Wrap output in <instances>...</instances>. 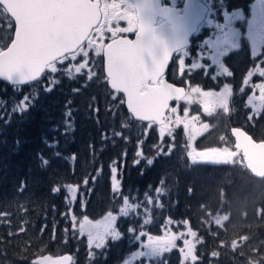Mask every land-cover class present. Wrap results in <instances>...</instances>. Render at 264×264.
I'll use <instances>...</instances> for the list:
<instances>
[{"label": "trees", "instance_id": "obj_1", "mask_svg": "<svg viewBox=\"0 0 264 264\" xmlns=\"http://www.w3.org/2000/svg\"><path fill=\"white\" fill-rule=\"evenodd\" d=\"M10 35L11 23L0 11V48ZM95 67L90 78L58 74L59 83L49 93L43 91L46 81L15 90L0 83V212L9 214L0 217V264H32L40 255L62 253L72 256L71 264H121L137 248L135 233L128 232L129 227H137L133 219H120L122 239L109 243L104 255L96 258L89 257L85 237L71 226V220L78 225L85 216L93 222L110 211L116 214L122 198H114L110 178L111 168L117 165L120 190L131 197L130 202L143 204L151 192L163 204L162 208L149 206L139 217L150 221L141 229L148 235L161 236L166 226L170 233L191 227L205 241L198 245L206 257L203 264H245L249 256H264V178L252 177L239 158L233 164H193L177 141L179 130H175L172 154L156 157L148 145L156 136L142 135L144 125L127 115L121 96L107 89L97 63ZM25 89V94L38 93L35 107L27 114H12L19 92ZM114 96L120 100L113 101ZM182 106L178 105L180 115ZM243 106L233 103L208 135L194 142L195 148L231 147L230 126H241L253 140L264 141V102L246 125ZM69 109L73 129L64 134V114ZM121 130L127 140L113 135ZM140 140H144V153L154 158L152 166L143 159L135 163ZM41 154L50 161L47 166H42ZM157 187L163 189L160 196ZM53 188L60 191L54 193ZM223 216L228 219L217 225L215 220ZM240 236L249 239L241 242ZM232 240L238 241L236 252L231 250ZM222 242L228 247H222ZM177 244L183 246L182 241ZM212 251L220 255L212 257ZM164 256L168 264H179L178 248Z\"/></svg>", "mask_w": 264, "mask_h": 264}, {"label": "snow or ice", "instance_id": "obj_2", "mask_svg": "<svg viewBox=\"0 0 264 264\" xmlns=\"http://www.w3.org/2000/svg\"><path fill=\"white\" fill-rule=\"evenodd\" d=\"M175 0H173V4ZM185 3L183 11L177 8L168 7L161 3V0H143V2L129 5L130 8H135L136 14L133 15L129 11H115L122 5L112 4L110 7L114 10L115 18L121 21H127V27L109 28L108 31L116 36L118 33H133L135 39L122 38L113 40L111 44H107L105 52V66L107 70L106 84L110 85L118 93H123L127 103V108L132 117L143 122L147 121L149 127L158 125L160 128L161 140L153 145L156 150V157L171 155L174 151L175 144L167 142L168 132L166 131L167 124L180 125L183 124L185 129L188 128V120L195 121L198 117H189V109H184V115L175 116L172 121L170 116H165L164 111L175 114L178 109L169 107V101L185 100L192 103V94L202 98L204 111L208 112V104H211L213 110L219 109L224 113L230 110V98L233 95V87L225 83L219 92L203 91L200 87L192 86L191 94L186 93L183 87H175L173 83H169L165 79V69L169 66L171 59L173 64L178 65L179 75L181 80L187 75L186 57L189 55L188 45L189 36L199 31L202 14L190 10ZM0 11L10 15L14 20L15 38L11 40V46L6 51L0 50V80L8 82L15 90V86H32L44 83L43 91L49 93L53 87L59 83L56 79V74L61 73L67 68L68 75L71 76L74 70L77 74H82L88 65V57L91 53L84 49L83 43L88 41L89 48L92 46L91 32L94 28V22L99 23V5L91 3L90 0H0ZM107 15V12L105 13ZM228 20V17H225ZM212 25V21L207 22ZM216 29L219 34L215 39H205L200 48L207 45L212 49L211 60L221 70L216 76L211 77L216 80L218 76H229L230 70L220 62V57L229 55L230 50L239 48L238 36L240 33L232 29L227 23L216 24ZM259 35L264 39V20L260 24ZM249 28L252 29V22H249ZM96 31L102 33V29L96 27ZM82 53V56H81ZM173 53H178V56H173ZM201 58L202 54H201ZM83 59V62H79ZM75 62V63H71ZM70 65V66H69ZM192 69L199 68L207 72L204 64L191 63ZM259 78L264 80V65L259 66ZM249 77L252 76L250 72ZM187 83V81H184ZM249 79L245 78L244 84L247 85ZM254 88H258L260 92V100L264 102V82L255 84ZM25 91H20L15 104L11 108V113L27 114L34 107L38 100L37 94H25ZM78 91V89H74ZM241 92L244 89H240ZM251 99V97H249ZM120 100L119 96H114L113 101ZM22 102V103H21ZM125 101H121L123 104ZM71 104V101L68 102ZM255 111V109H253ZM65 132L73 129L71 123V109L65 112ZM252 119L253 117H249ZM203 127L207 129L208 125ZM237 138L244 136L247 145L244 148V159L247 160V166L260 177H264V143L254 144L252 139L245 136L240 129H233ZM115 137H120L122 140H127L128 137L123 134V130L113 133ZM223 139V138H222ZM47 146V139H46ZM144 140H140L136 151V164L141 163V160H146L148 166L154 164V158H149L143 151ZM190 151L187 152V157L196 164V156H199L202 161H211L214 163H229L230 157L236 154L229 151L227 148L218 150L210 148L206 151L195 153L191 143L187 145ZM237 147L240 145L237 143ZM249 147L253 149L249 151ZM259 149V154L255 151ZM55 155H59L56 153ZM216 157H224L223 160H218ZM42 166H47L50 161L41 154ZM235 163V160L231 161ZM118 165L112 167L113 192L114 198L120 197L126 207L119 209L122 217L129 216V208H135L137 211L140 207L149 206L163 207L160 199L153 198L151 192H147L148 199L143 204L132 205L129 203L131 197L125 196L121 189V181L118 179ZM88 180H85V184ZM164 183V181H161ZM23 187V186H22ZM151 187V186H150ZM71 191H75L69 186ZM54 193L59 192V188H53ZM191 191V189H189ZM155 192L158 196L163 194V189L157 187ZM8 213L0 212V217L8 216ZM227 216H223L215 220L217 225L222 221L227 220ZM137 227H129V233L139 235L135 237L140 240L141 237L147 236L148 243L142 244L145 249L134 255L140 257H148L156 264H168L165 253H171L178 248L179 264H203L206 257L199 251L198 245L205 243L204 239L188 227L186 232L179 234L170 233L165 227V236L148 235L142 231L150 223L149 220H144L140 223L139 219L133 221ZM171 223V220L167 222ZM184 225H188V220L183 221ZM87 228L89 247L93 245L95 249H107L106 241L110 238L112 242H118L122 239L121 232L117 230V216L110 211L104 221H96L93 223L86 216L80 222V232L83 233ZM24 229L21 228V231ZM43 230V229H42ZM213 235H216L213 233ZM247 236H240L239 241L248 240ZM182 241L183 246L178 247L177 242ZM222 247L227 248L228 245L222 242ZM239 247L237 240H232L231 250L236 252ZM254 253L256 249L252 250ZM90 258L103 256L104 252L97 253L90 251ZM218 251H212V257H218ZM244 256V252L239 253ZM70 256L61 257L59 261H54L53 264H63L64 261H70ZM125 264H128L125 261ZM208 264H211L209 261ZM245 264H264V256L252 255L246 259Z\"/></svg>", "mask_w": 264, "mask_h": 264}, {"label": "flooded vegetation", "instance_id": "obj_3", "mask_svg": "<svg viewBox=\"0 0 264 264\" xmlns=\"http://www.w3.org/2000/svg\"><path fill=\"white\" fill-rule=\"evenodd\" d=\"M91 2H96L99 5V23L96 24L91 32V39L94 44L99 47L100 54L96 57V62L99 65L100 71L102 73V56L101 49L102 46L110 40L117 38H128L132 39L133 33H118L113 36L108 29L115 27H127V21H121L115 18L114 10L110 7L112 4L120 5L121 0H90ZM204 5L205 12L203 18L199 25V31L193 33L189 37L188 51L189 55L186 57V64H191L200 57V63L204 64L207 72L201 69H194L189 77L185 79L193 83L194 85L201 84L203 91L207 92H219L223 87V84L228 83L233 87V95L230 98V106L236 104L240 107L241 104L247 105V96L257 97L260 95L259 89L254 88L255 84L264 82L259 78L258 69L259 66L264 65V39L259 35L261 21L264 20V0H200ZM125 8L131 14L135 15L134 8H130L132 5L130 0H126ZM183 0H161V3L168 7H175L182 11ZM115 11H120V8ZM107 12V15L105 14ZM228 20H225V17ZM211 20L213 23L209 25L207 22ZM249 22H252V29L249 28ZM227 23L232 29L238 31L240 35L238 36L239 48L232 49L229 55L226 57H220V62L229 68V76L220 75L217 77L216 84H211L212 71L217 65L212 63L211 55L212 49L204 45L200 48L199 45L203 44L205 39H215L216 35L219 34V30L216 29V24ZM96 27L102 29V33L96 31ZM88 45V41L85 40L83 47ZM200 53H199V52ZM201 54L202 57L201 58ZM204 54V55H203ZM178 53H173V56H178ZM177 64H173L171 59L169 66L165 69V79L168 82L174 84L178 83L177 79L180 77L179 69ZM192 70V69H191ZM221 70L218 68L217 72ZM252 76L249 77V73ZM103 75V74H102ZM217 75V74H216ZM215 75V76H216ZM245 78L249 79L247 85L244 84ZM208 82V84H206ZM184 86V84H180ZM186 89V87L184 86ZM240 89H244L243 92ZM181 103H174L171 107L178 106ZM170 107V106H169ZM168 113V112H167ZM167 115V114H166ZM230 139V138H229ZM198 147V146H194ZM195 151H199L195 148Z\"/></svg>", "mask_w": 264, "mask_h": 264}, {"label": "rangeland", "instance_id": "obj_4", "mask_svg": "<svg viewBox=\"0 0 264 264\" xmlns=\"http://www.w3.org/2000/svg\"><path fill=\"white\" fill-rule=\"evenodd\" d=\"M126 3H127L126 0H121L120 1V5H122V7H120V12L126 10V8H125ZM93 41H94V39H93ZM84 49L91 53V55L87 58L89 63L86 66V68L84 69V72L82 74H77L73 70L72 73H71V76H69L68 72H67V68H65L64 71L61 72V73L66 78L74 79V78H76L78 76H84L86 78H90V77L93 76L94 69L96 68L95 64L97 63L96 62V57L100 54V49H99L98 46H96L94 44V42H93V44H92V46L90 48L87 45ZM81 56H82V53H81ZM199 60H200V57H198V59L195 60L193 63L202 64V63H200ZM79 62H83V59H81ZM71 63H75V62H71ZM186 69H187V75L184 76L183 81L181 80V77H178L176 79H177L178 83L184 84V86L186 87V93L191 94V87L192 86L200 87L201 84L197 83L200 86L194 85L193 83H191L189 81V79L186 80L185 78L189 77L191 75L192 71H194V69H192L190 67V64H188V65L186 64ZM196 69H199V68H196ZM217 69L218 68L215 67L214 70L212 71V75L213 76H215L217 74ZM58 74H60V73H58ZM58 74H56V76ZM184 81H187V83H185ZM210 81H211L212 85L216 84V82H217V81H214L212 78L210 79ZM206 84H208V82H206ZM249 97H251V99H249ZM201 100H202L201 97H199V96H197L195 94H192V103H188L185 100H182V102H181V104L183 105L182 106V109H183L182 115L179 114V107L178 106H175L178 109L177 113L172 114V113L168 112L167 115H166V116H170L171 120L174 121L176 115H180L181 117H183L184 109L187 108V109H189V117H193V116L198 117V119H196L195 121H193L191 119L188 120V128L187 129H185L183 124H180V125L177 126L174 123L173 124H168L166 122V124H167L166 131L168 132V135H167L166 139H167L168 143H174L175 130H179V133L176 131V135L179 136V137H177V141L179 140V142L182 145V147H185L184 152H185L186 155H187V152L191 150V149H189L187 147V145L189 143H191L192 148L195 149L194 142L198 138H202L203 136L208 135V133L211 131V128L213 127V125L216 124L220 119H222L224 117V115L226 114V113L220 111L219 109L213 110L211 104L207 105L209 111L205 112L204 111V106L205 105L203 103H201ZM246 101L248 102L247 105H249V108L246 107V105H244L242 107V113H246V116L242 117V122H243L244 125H246L247 122L251 120L249 118V117H251V115H253L255 113H259L262 110V108H263V102L260 100V95L257 96V97L247 96ZM253 109H255V111H253ZM204 124L208 125L207 129H205L203 127ZM142 130H143L142 135L144 137H151V135H155L156 136V139L155 140L153 139L151 141V143L148 144V145H150L149 149H151V152L154 151L155 152L154 154L156 156V150L153 149V145L156 144V143H159L160 140H161L159 126L149 127V125L146 124V125H144L142 127ZM176 135H175V137H176ZM218 141L221 142V143H225L224 139H222L220 137H218ZM224 148H227L229 151L234 152L236 154L234 157L228 158L229 161H230L229 162L230 164H233L231 162L232 160L237 161L238 158L240 159L239 153H237L235 150H233L232 147H226V146L220 144V146L217 147L216 149L223 150ZM142 151H143V148H142ZM201 151H206V150L195 151L194 156L196 155V153H199ZM216 159L223 160L224 157H216ZM196 160L202 162V160H201V158L199 156H196ZM207 163H210V164H221L222 162L221 163H214V162H211V161H207ZM110 184H111V189L113 191L112 171H111ZM71 198H72V196H70V199ZM67 203H68V205L71 204L70 202H67ZM129 203L132 204V205L140 204L138 202H130V201H129ZM122 207H126V206L124 205L123 200L121 199V204H120V206H119V208H118V210H117V212L115 214V216H117V225L120 222V219H124L125 220L127 218H130V219L135 220V219H139V217H141L143 214L146 213V208L143 207V206L138 211L135 208H129L128 209L129 216L128 217H122L120 215V212H119V209L122 208ZM106 216H107V214L105 216L99 218L96 221L103 222ZM139 220H140V223H143V220H147V219H145V217H143L142 221H141V219H139ZM96 221H93V223H95ZM71 226H72L73 230L74 229L77 230L79 232V234H81L82 236L85 237V240L87 242L85 244V247H87L88 253L90 251H96V252L99 251V250H100V252L102 251V249H95L94 245L91 248L89 247L87 228L85 229V231L83 233H81L80 232V223L77 225L74 220H71ZM117 230L119 231V226H118ZM172 233L179 234V232H177V231L175 232L174 230H173ZM137 235H139V232H137L134 235H132L133 242H135L137 244V248L135 250L129 251L128 255L125 257V259L123 260V262L121 264H125V261H127L128 264H152L151 262L155 263L156 261H154V260H152V259H150L148 257H140L139 255H134V254H137V253H139L141 251H144L145 249H143L141 247V245L148 243L147 236H143V237L140 238V240H136L135 237ZM161 236H165V233L162 234ZM130 237H131V235H130ZM143 238L147 239V241H145ZM106 243L107 244L112 243L110 238L106 241Z\"/></svg>", "mask_w": 264, "mask_h": 264}, {"label": "water", "instance_id": "obj_5", "mask_svg": "<svg viewBox=\"0 0 264 264\" xmlns=\"http://www.w3.org/2000/svg\"><path fill=\"white\" fill-rule=\"evenodd\" d=\"M132 2V5H135V4H138V3H141L143 2V0H130ZM91 2V1H90ZM187 3V6L190 10H193L194 12L196 13H199V14H202V18H203V15H204V12H205V8H204V5L199 1V0H183L182 2V11L184 9V6H185V3ZM91 3H94V4H97L96 2H91ZM134 11H135V8H134ZM135 14H136V11H135ZM6 16L10 19L11 23H12V32H11V37H10V40L8 41V43L6 44V46L2 49V51H6L8 47L11 46V40L15 38V26H14V20H12V18L10 17V15L6 14ZM201 18V20H202ZM96 25V23L94 22V26ZM191 36V35H190ZM189 36V37H190ZM118 39H122V38H117V39H114V40H118ZM132 39L134 40L135 39V35L132 37ZM113 40H110L108 41L107 43H105L103 46H102V49H101V56H102V73L104 75V78H105V82L107 81L108 77H107V70H106V66H105V52H106V45L107 44H111ZM168 82V81H167ZM0 83H3V84H6L8 86H11L8 82L6 81H2L0 80ZM17 86H22V85H17ZM107 88L111 91V92H114V93H118L116 92L114 89H112L110 87V85H107ZM175 87H181V86H176L174 85ZM16 87V86H15ZM121 96H122V101H125L122 105H123V108L125 109L126 113L128 115L131 116V113L129 112L128 108H127V103H126V100H125V96L123 93H119ZM171 102H175L174 100L173 101H169V103ZM167 110L164 111V115L166 113ZM131 118L136 121V122H140V123H143V124H146L148 123L147 121H139L137 120L135 117H132ZM233 129H240L242 132H244L245 136H248L250 137V135L248 133H246L243 129L239 128V127H232L229 129V135L232 139V147L239 151L240 154H241V157H242V162H243V166L245 168V170L254 178H264V177H260L258 175H256V173L252 172V170L250 168H248L247 166V160L244 159V148L247 145V141L244 139V136H240L239 138H237L236 134H234L233 132ZM251 138V137H250ZM252 139V138H251ZM253 143L254 144H260V143H264L263 140H259V141H256V140H253ZM237 143H239L240 147L238 148L237 147ZM249 151L252 152L253 149H251L249 147ZM257 152V154H259V149H256L255 150ZM64 256H70V254L68 253H62V254H58V255H49V254H43L41 256H38L36 258H34L31 263L32 264H53L54 261H59L61 257H64ZM72 258V257H71ZM71 261H64L63 264H71Z\"/></svg>", "mask_w": 264, "mask_h": 264}]
</instances>
